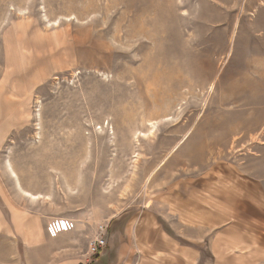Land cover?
<instances>
[{"label":"rangeland","instance_id":"1","mask_svg":"<svg viewBox=\"0 0 264 264\" xmlns=\"http://www.w3.org/2000/svg\"><path fill=\"white\" fill-rule=\"evenodd\" d=\"M130 209L190 246L156 264H264V0H0V264Z\"/></svg>","mask_w":264,"mask_h":264},{"label":"crops","instance_id":"2","mask_svg":"<svg viewBox=\"0 0 264 264\" xmlns=\"http://www.w3.org/2000/svg\"><path fill=\"white\" fill-rule=\"evenodd\" d=\"M188 199H193L192 193H188ZM165 222V221H164ZM159 222L152 212L144 215L138 214L137 210L130 209L125 213H119L107 224L108 245L102 248L97 258L92 259L87 254H80L72 260L65 262L67 264H156L157 261H164L163 254H169L175 250L190 253L189 245L173 243L174 239L170 236L168 229H175L172 224L166 226V222ZM172 225V226H171ZM171 230V229H170ZM187 232V231H186ZM189 233V232H188ZM75 237L77 242L71 243V249L83 252L86 248L87 236L92 238L94 234L84 233L78 228V224L73 230L67 231ZM200 231L197 232V235ZM189 234L182 233L183 237L190 239ZM22 241V240H21ZM195 243L200 238H192ZM30 240L18 243L19 251L23 252L24 246H28ZM199 244V243H197ZM21 247V248H20ZM178 247L179 249H176ZM156 253V255H154ZM147 254V255H146ZM158 254V255H157ZM156 259L152 260V257ZM64 261V260H63ZM145 262V263H144Z\"/></svg>","mask_w":264,"mask_h":264},{"label":"built area","instance_id":"3","mask_svg":"<svg viewBox=\"0 0 264 264\" xmlns=\"http://www.w3.org/2000/svg\"><path fill=\"white\" fill-rule=\"evenodd\" d=\"M52 230L55 233L67 232L76 227V222L69 218H54L51 221ZM107 226L101 228V234L89 244L92 253H98L101 248L107 245Z\"/></svg>","mask_w":264,"mask_h":264},{"label":"bare ground","instance_id":"4","mask_svg":"<svg viewBox=\"0 0 264 264\" xmlns=\"http://www.w3.org/2000/svg\"><path fill=\"white\" fill-rule=\"evenodd\" d=\"M34 196V195H33Z\"/></svg>","mask_w":264,"mask_h":264}]
</instances>
